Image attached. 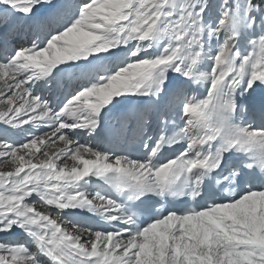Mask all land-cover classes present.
Returning a JSON list of instances; mask_svg holds the SVG:
<instances>
[{
  "label": "snow or ice",
  "instance_id": "snow-or-ice-1",
  "mask_svg": "<svg viewBox=\"0 0 264 264\" xmlns=\"http://www.w3.org/2000/svg\"><path fill=\"white\" fill-rule=\"evenodd\" d=\"M0 264H264V0H0Z\"/></svg>",
  "mask_w": 264,
  "mask_h": 264
}]
</instances>
